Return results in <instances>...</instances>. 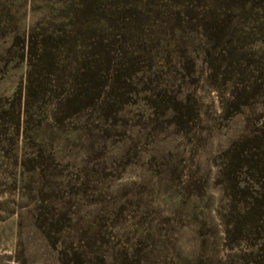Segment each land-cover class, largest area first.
<instances>
[{
	"label": "rangeland",
	"instance_id": "rangeland-1",
	"mask_svg": "<svg viewBox=\"0 0 264 264\" xmlns=\"http://www.w3.org/2000/svg\"><path fill=\"white\" fill-rule=\"evenodd\" d=\"M186 6L0 0V264H248L253 240H224L215 179L245 124L264 121L261 96L221 110L224 77L258 75L264 1L223 47L243 75L209 74L215 42ZM32 37L51 58L28 76ZM96 66L99 96L84 76Z\"/></svg>",
	"mask_w": 264,
	"mask_h": 264
},
{
	"label": "trees",
	"instance_id": "trees-1",
	"mask_svg": "<svg viewBox=\"0 0 264 264\" xmlns=\"http://www.w3.org/2000/svg\"><path fill=\"white\" fill-rule=\"evenodd\" d=\"M263 1L190 0V6H186L188 14L194 12L191 18L198 21V29L209 42H215L212 49L206 50L205 53L210 75L215 74L213 69L218 68L223 69L221 73L224 76L227 73L243 75L250 71L251 65L244 62V56L239 55L240 50L230 49L225 52L223 47L227 36L233 38L232 35L236 34L238 38L251 27L244 20L245 15L249 17L255 13L260 17ZM232 29L235 32L232 33ZM259 29L263 31L260 18ZM29 41L23 55L29 65L28 76L31 75L33 66L51 58L46 46L36 47L33 37ZM217 48L223 50L216 52ZM218 55L222 58H218ZM217 61L219 67H215ZM255 71L258 75L253 80L243 79L241 76L236 80L224 77L223 81L229 84V88L227 96L221 101L223 113L243 112V109L250 107L257 100L256 98H264V53L261 61L257 62ZM99 73L100 70L96 66L93 73L88 71L84 74L89 90L95 92L94 96L100 95L96 81ZM30 90L28 85L26 99L30 97ZM245 125L241 134L225 151L223 163L216 173L215 182L222 191L217 214L223 228L224 240L240 242L252 239L253 243L246 255L247 262L264 264V121L259 117Z\"/></svg>",
	"mask_w": 264,
	"mask_h": 264
}]
</instances>
